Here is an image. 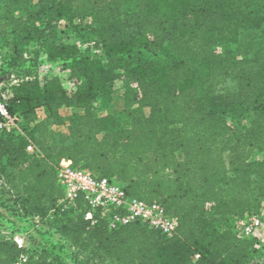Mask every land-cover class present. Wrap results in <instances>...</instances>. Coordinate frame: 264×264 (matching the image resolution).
<instances>
[{
	"label": "trees",
	"instance_id": "obj_1",
	"mask_svg": "<svg viewBox=\"0 0 264 264\" xmlns=\"http://www.w3.org/2000/svg\"><path fill=\"white\" fill-rule=\"evenodd\" d=\"M63 18L95 34L94 54L61 36ZM33 42L69 67L72 89L17 69ZM0 48V73L24 77L9 100L21 131L0 130V198L18 214L55 224L90 264H264V245L236 230L264 210V0H0ZM115 93L135 103L126 122L104 107ZM64 157L162 203L177 234L111 229L99 210L90 226L82 197L62 210ZM52 247L34 241L27 264H70ZM24 252L0 238V264Z\"/></svg>",
	"mask_w": 264,
	"mask_h": 264
},
{
	"label": "built area",
	"instance_id": "obj_2",
	"mask_svg": "<svg viewBox=\"0 0 264 264\" xmlns=\"http://www.w3.org/2000/svg\"><path fill=\"white\" fill-rule=\"evenodd\" d=\"M2 66L3 56L0 54V68ZM11 75L15 76V74ZM2 77L0 73L1 82H3ZM28 78L26 77V79ZM22 79H24L23 76H15L13 83L0 87V130L2 131H21L20 117L11 112L9 100L13 95L11 85L17 84ZM27 149L33 152L35 145L31 142ZM57 182L64 191V196L59 202L61 209L72 207L82 197L90 207V210L85 214L90 226L97 224L98 218L94 211L99 210L107 218L108 226L111 229L139 221L167 237L177 234L178 220L167 212L162 203L148 202L132 196L117 179L99 177L88 168L75 166L70 158L64 157L60 160L57 166ZM32 220L36 226L44 222L40 216H35ZM236 230L239 237L255 238L256 247L262 248L264 245V210L237 219ZM32 240L26 236L15 237L16 243L24 248L25 252L13 264H27Z\"/></svg>",
	"mask_w": 264,
	"mask_h": 264
},
{
	"label": "rangeland",
	"instance_id": "obj_3",
	"mask_svg": "<svg viewBox=\"0 0 264 264\" xmlns=\"http://www.w3.org/2000/svg\"><path fill=\"white\" fill-rule=\"evenodd\" d=\"M75 19L63 18L59 22V30L62 37H68V41L77 43L80 47L86 48L90 53L94 54L95 49H93L92 42L95 38V34L91 33L87 27H84L81 23H75ZM39 46L36 42H33L27 46L23 54V59L20 61V67L17 68L28 74L30 77H36L39 80H44L46 77L60 76L64 81L65 86L68 89L74 87L73 80L69 77L70 69L69 67H64L61 65L60 61L48 62L41 58L38 52ZM222 50V48H219ZM38 58V62L34 64L32 61ZM2 81H0V87L8 85L14 82V77L12 75L1 74ZM20 77V76H19ZM121 84V83H119ZM224 87L234 88L232 82H227ZM104 107L107 111L115 114L123 122L127 121L126 113L128 110L135 107V103L124 100L120 94L115 93L113 99L109 102H104ZM77 108H64L61 113L65 119H69L75 112ZM39 114L44 116V109H39ZM250 120V115H245L243 117L231 116L229 122L233 125H247ZM255 158H261V154L254 152ZM47 219L36 226L31 218L23 217L15 211L13 206V200L10 198L9 193L2 192V197L0 198V238H12L26 236L28 239H33L40 242V244H46L47 246H53L56 254H59L66 262L70 264H90L87 262V258L80 254L73 246L63 239L60 240L57 234V228L55 224H47ZM31 246V248H32Z\"/></svg>",
	"mask_w": 264,
	"mask_h": 264
}]
</instances>
